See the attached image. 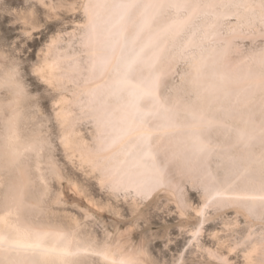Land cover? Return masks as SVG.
Instances as JSON below:
<instances>
[{"label": "bare ground", "instance_id": "6f19581e", "mask_svg": "<svg viewBox=\"0 0 264 264\" xmlns=\"http://www.w3.org/2000/svg\"><path fill=\"white\" fill-rule=\"evenodd\" d=\"M26 1L27 39L82 19L33 54L41 92L0 45V264H168L135 242L161 192L198 218L173 264H264V0ZM106 210L133 227L112 234Z\"/></svg>", "mask_w": 264, "mask_h": 264}, {"label": "rangeland", "instance_id": "374dc122", "mask_svg": "<svg viewBox=\"0 0 264 264\" xmlns=\"http://www.w3.org/2000/svg\"><path fill=\"white\" fill-rule=\"evenodd\" d=\"M2 2L0 1V35L3 38H1V36H0V45H2L4 43L2 45L3 46L2 48H5L7 50L6 52L9 53L8 55H10L11 58H13V59L15 57H16L15 59H17V57L19 58V60L21 62L19 64V66L21 67V72L24 75V78H25L26 82L28 83L29 88L33 91L35 90V92H41L43 85L41 83L37 82L35 76L29 71V68L33 62L32 56L36 52L37 47L40 46V44L44 41V39L46 38L47 35H49L50 33L54 32L58 29L63 30L66 28V29L70 30V27L73 24L77 23L78 20L82 19V15L80 16L81 12L80 11L67 12L65 10H62V12H61V14H59V16L49 17L45 21L41 30L39 32H36L32 38L27 39L26 36H24L22 34L19 35V31L17 29V24L14 23V18H16L20 15L26 16L27 15V9L26 8L28 7L26 5H29L30 3L27 4L26 0H3ZM4 2H6V3H4ZM6 8H7V10H6ZM2 9H4V10H2ZM8 9H9V11H8ZM78 12L80 14H78ZM15 14H17V15H15ZM14 40H16V44L18 43L17 49H16V47H14V43H13ZM248 41L249 40H246L243 44L241 43L240 47L246 49V46L248 47V45H249L247 43ZM177 73L178 72H176L175 75H177ZM46 124L48 125V127H50V130L52 132L54 130L55 131L57 130V128H55V124L53 123L52 120L48 121ZM55 131H54V133H55ZM68 194L71 195L70 196L71 200L69 199V203L70 204L74 203L75 198L72 197L73 193L69 192ZM196 194L199 195V192L197 189L193 188V189H187L185 192L181 193V196L185 197V195H186V196H190V197H196L197 196ZM175 197H173V196L169 197V199H171L169 201L171 202ZM178 198H180L179 195H178ZM178 198H176L174 200H177ZM165 199H167V197L165 196L164 192H161L159 195V199H157L158 201L156 200V202L152 203V205L147 206L145 208V211H147L145 216H147V215H148L147 217L151 216L150 218L153 219L154 224L152 227H148V229L138 231L137 235L135 237V242H139L144 237V235L147 234L148 235L147 238L150 242V249H151L153 255L157 256L160 261L164 260L163 262L166 263L169 260L168 264H170V263L173 264L175 262L176 250L179 248H182L186 244V239L184 238V236H185L184 228L181 225L185 224V227H187V226L192 227V226L197 224L198 218L196 217V215L194 214V212L192 210H190L187 213L186 217H181V216H179L177 210L175 209V207L173 205L169 204L168 207H163V202H166ZM156 203H159V205H160L159 208H154V205ZM86 204H88L87 201L85 199H83L81 201V205H83L85 207V206H87ZM154 209H156V210H154ZM226 213L228 215L231 214V212L229 210ZM96 217L98 220L97 223H99V225H103V226L105 225L106 227H108V229L112 232V234H117L118 231L126 232V231H128L129 228H132L134 225V222L132 220L131 221L126 220V222H124V223L118 222L120 218H117L116 215H114L113 213H111L108 210L104 211L103 213H97L96 212ZM223 221H224L223 217L221 218L220 216H213L206 221V228L208 230L217 229V230L225 231L226 229L223 226V223H222ZM141 223L143 224V221H141ZM243 223L244 222H242V224ZM103 226H101V227H103ZM244 227H246V226L242 225V227L240 229H238L239 232H237V234H236L237 237H239L243 234V232L245 231ZM205 234H206V231L204 233V236H205ZM168 240L172 241V245H170L171 247H169V250L166 247V243ZM241 249H242V247H238L237 252L240 253ZM173 252H175V253H173ZM186 253L187 254L185 257L188 259H185V261L187 264H201V263L207 264V258H205V256L202 257L199 253L194 252L195 253V257H194V255H192L193 252L190 253V251H189ZM213 263L215 264V261ZM216 264H217V262H216Z\"/></svg>", "mask_w": 264, "mask_h": 264}]
</instances>
